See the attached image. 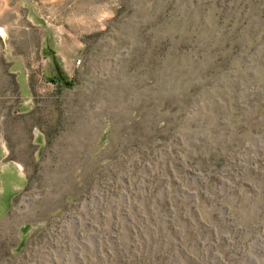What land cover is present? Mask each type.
Here are the masks:
<instances>
[{"label": "rangeland", "instance_id": "rangeland-1", "mask_svg": "<svg viewBox=\"0 0 264 264\" xmlns=\"http://www.w3.org/2000/svg\"><path fill=\"white\" fill-rule=\"evenodd\" d=\"M0 264H264V0H0Z\"/></svg>", "mask_w": 264, "mask_h": 264}]
</instances>
